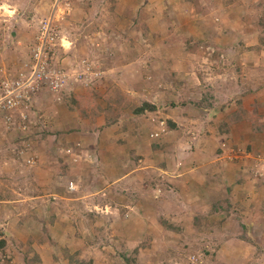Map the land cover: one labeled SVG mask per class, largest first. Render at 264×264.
Masks as SVG:
<instances>
[{"label": "rangeland", "instance_id": "obj_1", "mask_svg": "<svg viewBox=\"0 0 264 264\" xmlns=\"http://www.w3.org/2000/svg\"><path fill=\"white\" fill-rule=\"evenodd\" d=\"M47 18L59 85L0 121V264H264V0H0V67Z\"/></svg>", "mask_w": 264, "mask_h": 264}, {"label": "built area", "instance_id": "obj_2", "mask_svg": "<svg viewBox=\"0 0 264 264\" xmlns=\"http://www.w3.org/2000/svg\"><path fill=\"white\" fill-rule=\"evenodd\" d=\"M59 39V33L51 20L44 19L38 26L36 44L31 48L32 53L28 61H23L27 69L20 68L19 71L7 66L0 67V121L4 120V126H14L12 119L19 107L31 102L32 95H36L40 88H57L59 85L58 80L62 71L52 66V58ZM55 73L59 75L54 76ZM19 117L26 119L27 115L22 112Z\"/></svg>", "mask_w": 264, "mask_h": 264}, {"label": "trees", "instance_id": "obj_3", "mask_svg": "<svg viewBox=\"0 0 264 264\" xmlns=\"http://www.w3.org/2000/svg\"><path fill=\"white\" fill-rule=\"evenodd\" d=\"M146 105V104H145ZM148 105V104H147ZM145 108V107H144ZM144 108H141V109H139V111H143L144 110Z\"/></svg>", "mask_w": 264, "mask_h": 264}]
</instances>
